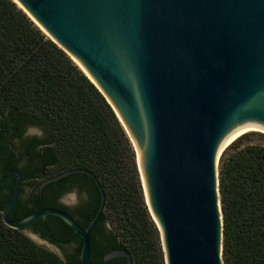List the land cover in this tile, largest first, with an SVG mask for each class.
Here are the masks:
<instances>
[{
	"label": "water",
	"instance_id": "water-1",
	"mask_svg": "<svg viewBox=\"0 0 264 264\" xmlns=\"http://www.w3.org/2000/svg\"><path fill=\"white\" fill-rule=\"evenodd\" d=\"M99 90L137 155L164 264H223L217 163L223 143L248 127L264 130V0H12ZM65 212L37 211L22 229L55 216L82 240L89 232ZM110 228V226L108 225ZM130 255L113 251L104 260Z\"/></svg>",
	"mask_w": 264,
	"mask_h": 264
},
{
	"label": "trees",
	"instance_id": "trees-1",
	"mask_svg": "<svg viewBox=\"0 0 264 264\" xmlns=\"http://www.w3.org/2000/svg\"><path fill=\"white\" fill-rule=\"evenodd\" d=\"M19 115L47 123L52 141L41 156L51 172H90L105 195L100 217L104 247L92 244L91 264L113 251L132 264H164L160 233L144 198L135 150L115 112L78 66L12 1L0 0V120ZM87 183L94 218L100 191L85 174L60 179ZM223 264H264V146L231 143L218 160ZM110 225V228L108 227ZM81 250V249H80ZM1 264H79L65 261L0 222Z\"/></svg>",
	"mask_w": 264,
	"mask_h": 264
},
{
	"label": "flooded vegetation",
	"instance_id": "flooded-vegetation-1",
	"mask_svg": "<svg viewBox=\"0 0 264 264\" xmlns=\"http://www.w3.org/2000/svg\"><path fill=\"white\" fill-rule=\"evenodd\" d=\"M29 125L43 129V139L35 137L25 139L24 133ZM51 141L52 129L47 123L30 122L19 115H8L0 120V222L4 228L22 234L35 244L39 243L52 249L56 253L43 247L64 261L68 256H74L79 260L81 237L58 217L46 216L43 219H36L22 229H14L4 221L5 213L16 194L15 204L8 218L12 223H17L37 211L56 209L68 214L80 228L88 227L85 224L93 209L88 184L78 180L48 183L59 174L52 173L49 161H45L41 156L49 147L40 146H50ZM73 190H78L81 194L86 192L87 200H80L74 206L62 204L61 197ZM98 225L89 232L90 260L92 244L97 249L104 247L103 220H100Z\"/></svg>",
	"mask_w": 264,
	"mask_h": 264
},
{
	"label": "clouds",
	"instance_id": "clouds-1",
	"mask_svg": "<svg viewBox=\"0 0 264 264\" xmlns=\"http://www.w3.org/2000/svg\"><path fill=\"white\" fill-rule=\"evenodd\" d=\"M38 138V139H43L44 137V132L43 129L39 128L36 125H29L24 133V138ZM40 147H49V145H41ZM88 195L87 193H79L78 190H73L71 193L65 194L63 197H61V203L66 204L69 206H74L80 202V200H87Z\"/></svg>",
	"mask_w": 264,
	"mask_h": 264
},
{
	"label": "rangeland",
	"instance_id": "rangeland-1",
	"mask_svg": "<svg viewBox=\"0 0 264 264\" xmlns=\"http://www.w3.org/2000/svg\"><path fill=\"white\" fill-rule=\"evenodd\" d=\"M241 137H243L244 139V142L245 143H250V144H254V145H261V146H264V134L262 133H257V132H250V133H247V134H244L242 135ZM239 137V138H241ZM238 138V139H239ZM237 140V139H236ZM235 140V141H236ZM136 154V152H135ZM219 160V159H218ZM136 163H137V155H136ZM138 167V165H137ZM139 171V170H138ZM217 171H218V163H217ZM53 173V172H52ZM145 198V197H144ZM110 226V225H109ZM38 245L52 251V252H55L53 251L52 249H49L48 247L44 246V245H41L39 243H37ZM160 244H161V240H160ZM56 253V252H55ZM59 254V253H57ZM61 254V253H60ZM62 255V254H61Z\"/></svg>",
	"mask_w": 264,
	"mask_h": 264
},
{
	"label": "bare ground",
	"instance_id": "bare-ground-1",
	"mask_svg": "<svg viewBox=\"0 0 264 264\" xmlns=\"http://www.w3.org/2000/svg\"><path fill=\"white\" fill-rule=\"evenodd\" d=\"M250 132H257V133H262L264 134V130L260 129V128H256V127H248V128H244L236 133H234L233 135H231L222 145L221 147V151L223 149H225L226 147H228L231 143H233L236 139H238L239 137H241L244 134L250 133Z\"/></svg>",
	"mask_w": 264,
	"mask_h": 264
}]
</instances>
